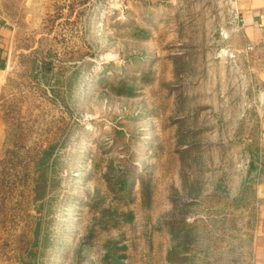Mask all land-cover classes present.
Listing matches in <instances>:
<instances>
[{
  "label": "rangeland",
  "instance_id": "rangeland-1",
  "mask_svg": "<svg viewBox=\"0 0 264 264\" xmlns=\"http://www.w3.org/2000/svg\"><path fill=\"white\" fill-rule=\"evenodd\" d=\"M230 15L0 0V264H256L264 134Z\"/></svg>",
  "mask_w": 264,
  "mask_h": 264
},
{
  "label": "crops",
  "instance_id": "crops-1",
  "mask_svg": "<svg viewBox=\"0 0 264 264\" xmlns=\"http://www.w3.org/2000/svg\"><path fill=\"white\" fill-rule=\"evenodd\" d=\"M230 26L227 34L240 36L241 48L248 54L250 67L257 69L252 81L253 95L249 107L256 117L258 129L264 134V0H228ZM10 27L0 16V69L7 60L6 45ZM254 111V112H253ZM4 125L0 117V146L4 140ZM256 264H264V201L258 209V224L254 236Z\"/></svg>",
  "mask_w": 264,
  "mask_h": 264
},
{
  "label": "trees",
  "instance_id": "trees-1",
  "mask_svg": "<svg viewBox=\"0 0 264 264\" xmlns=\"http://www.w3.org/2000/svg\"><path fill=\"white\" fill-rule=\"evenodd\" d=\"M44 158V157H43ZM253 165V161L251 162V166Z\"/></svg>",
  "mask_w": 264,
  "mask_h": 264
}]
</instances>
